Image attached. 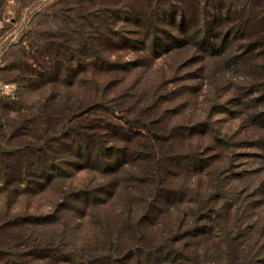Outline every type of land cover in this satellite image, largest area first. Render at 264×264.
Listing matches in <instances>:
<instances>
[{
    "label": "rangeland",
    "instance_id": "rangeland-1",
    "mask_svg": "<svg viewBox=\"0 0 264 264\" xmlns=\"http://www.w3.org/2000/svg\"><path fill=\"white\" fill-rule=\"evenodd\" d=\"M149 1L0 0V264H264V49L146 37Z\"/></svg>",
    "mask_w": 264,
    "mask_h": 264
},
{
    "label": "trees",
    "instance_id": "trees-1",
    "mask_svg": "<svg viewBox=\"0 0 264 264\" xmlns=\"http://www.w3.org/2000/svg\"><path fill=\"white\" fill-rule=\"evenodd\" d=\"M152 1V0H150ZM149 1V3H150ZM176 2H181V0H175ZM171 4L170 8L171 10H165L161 6H165L166 4ZM192 4L198 5L195 1L191 0ZM151 4V3H150ZM157 9L154 11L158 12H142V13H135L132 15V18L136 20V22L139 23V25L142 26V28H145L146 30V37L150 34V30L156 28V26L167 24L174 27L180 28V31L183 33H186L185 30L187 27L193 28L197 25H203L202 30L204 31V38H202L201 46L203 47V50L206 52H210L211 54H214L216 51H222L226 45L233 42H247V40H252L255 38L258 42V46L262 47L264 49V30L258 31L255 29L257 26H264V0H204V5L202 6V10H198L201 14V18L195 16L194 12L187 13L186 10L183 8L182 5H175L172 4L170 0H159L157 1V4L155 5ZM116 16L118 14L116 13ZM200 16V15H199ZM215 32L216 34H213ZM155 33V32H154ZM199 32L197 35H191L190 38H198ZM98 34H102L101 31L98 32ZM211 37V38H210ZM177 39V38H170ZM215 39V40H213ZM84 42L79 43L78 46L75 45L74 48H69L64 51V53H61L63 56L64 54H70L74 58H76L74 61L77 65H74V62L68 60L66 62H63L60 66L57 65L58 59H56V65L54 63V66L51 67V69H47V72L45 74L49 75L53 73L55 77H59L62 67L64 69V74L61 75L60 78H67L71 75V68L72 67H78V65L81 63L82 57L80 56H87L93 58L92 64L94 67H97L98 64H103V62L100 61V51L99 48L93 44L91 41L84 39ZM95 40V39H94ZM97 40V39H96ZM95 40V41H96ZM114 41V39H112ZM160 37L158 38V34H155V39H153L155 44L157 41L160 42ZM217 42V43H216ZM220 42V43H219ZM162 43V42H161ZM232 44V43H231ZM248 46L247 45V51L242 55L245 56L246 54L250 53L254 48H258L257 45ZM162 44H159L161 46ZM81 49H80V48ZM91 52V53H90ZM77 57H80V62L77 61ZM241 58V56H239ZM73 60V59H72ZM240 59L232 58L233 64H237V62ZM70 61V62H69ZM69 64L67 65V63ZM105 64L108 65V67L113 68L115 67L112 63L106 62ZM258 68V67H256ZM263 70L264 66L261 68H258ZM59 71V72H58ZM74 71V70H72ZM44 75H42L43 77ZM73 76V75H72ZM258 120H261V122H264V113L258 116ZM81 130L80 127H78V130L74 129L73 134L77 138H80L79 146L77 145L78 150L82 151L83 148L81 147V144H85L87 146L88 142L93 139L91 135L83 136L79 131ZM91 144V143H90ZM96 146L100 147L99 142L97 141ZM85 148V147H84ZM86 150V149H84ZM38 164H41L40 158L37 157ZM115 164V168L119 166V160L117 158V161ZM105 168H112V165H105ZM112 168V169H115ZM19 175V174H18ZM48 180V177H47ZM196 225V224H195ZM205 227H196L192 231H190L192 238H197L205 234L206 230ZM189 233V234H190ZM209 232H207L208 234ZM241 244H238L237 246H240ZM263 253H261V256L264 257V247L260 249ZM160 252H163L161 249ZM239 258L231 260V264H239ZM244 264H248L249 262L247 259H244ZM236 261V262H235Z\"/></svg>",
    "mask_w": 264,
    "mask_h": 264
},
{
    "label": "built area",
    "instance_id": "built-area-1",
    "mask_svg": "<svg viewBox=\"0 0 264 264\" xmlns=\"http://www.w3.org/2000/svg\"><path fill=\"white\" fill-rule=\"evenodd\" d=\"M5 88H8L7 86Z\"/></svg>",
    "mask_w": 264,
    "mask_h": 264
}]
</instances>
